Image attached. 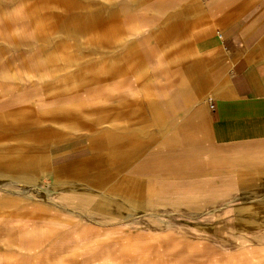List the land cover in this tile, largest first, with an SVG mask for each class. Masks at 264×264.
<instances>
[{"label":"rangeland","instance_id":"1","mask_svg":"<svg viewBox=\"0 0 264 264\" xmlns=\"http://www.w3.org/2000/svg\"><path fill=\"white\" fill-rule=\"evenodd\" d=\"M163 1L0 0V264H264V230L229 237L225 219L210 228L206 213L225 217L249 200L246 179L264 166L223 148L257 142L197 148L177 122L199 93L182 116L154 122L146 143L150 130L113 131L131 115L152 123L145 103L194 76L195 40L229 14L196 5L185 18L193 0ZM263 4L238 0L222 11L234 19ZM163 142L188 167L167 170ZM209 152L213 167L199 169Z\"/></svg>","mask_w":264,"mask_h":264},{"label":"crops","instance_id":"2","mask_svg":"<svg viewBox=\"0 0 264 264\" xmlns=\"http://www.w3.org/2000/svg\"><path fill=\"white\" fill-rule=\"evenodd\" d=\"M237 1L210 0L200 4L199 0H193L192 6L188 5L183 9L182 16L185 18L194 16L196 5L205 15L229 14L220 21L218 30L210 31L195 40L194 54L201 58L193 66L196 70L194 76H191L185 84L181 81L173 90L158 91L159 96L161 94L158 102L149 98V102L145 103L146 109L151 114L152 123L147 118L127 116L124 120L121 119L126 123L119 126L116 124L118 128L115 127L113 130L115 133H123L125 130H150L151 134L150 127L154 122L163 127L167 121L182 116V112L177 111H182L185 105L199 93L201 99L197 100V107L190 110L185 120L179 119L177 122L179 127L182 126V130L195 133L196 147L211 149V146H241L257 142L249 150L233 152L228 146L223 148V152L225 154L230 152L241 164L249 166L256 163L264 166V4L255 10H251L250 7L238 10L236 14L238 17L231 19L235 12L222 10ZM151 7L153 4L146 6L148 10H152ZM204 98L208 100L207 107L203 105ZM210 104H213V107H210ZM152 136L151 134V137L144 142L150 141ZM141 143L142 146L143 139ZM165 144L167 143L161 144L165 150L157 154L164 167L167 170H171L172 165L182 164V169L188 167L185 164L187 157L184 158L178 149H171ZM58 154H54L53 158ZM153 156L146 157L134 167V170H140L143 164L147 165L145 161ZM215 157L217 155L214 156L213 152H209L208 155H204V161L203 155L200 156V161L196 165L199 169H203V164L213 167ZM63 165L65 164L57 165L56 168ZM252 172L256 176L248 177L245 184L249 200L242 201L240 207L233 212L227 209L225 217L219 216L220 209L206 212L210 213V228L219 221L222 222L224 218L225 222L222 223L226 225L229 237L232 235L231 229L234 228L248 229L252 232L264 230V168ZM198 209L195 207V210Z\"/></svg>","mask_w":264,"mask_h":264},{"label":"bare ground","instance_id":"3","mask_svg":"<svg viewBox=\"0 0 264 264\" xmlns=\"http://www.w3.org/2000/svg\"><path fill=\"white\" fill-rule=\"evenodd\" d=\"M139 133H140V132H139ZM26 189H28V188H26ZM19 191H21V190H19ZM114 191H116V194H115V193H110V192L106 193L107 197H108V198H111V197H114V195L117 196V190H114ZM50 198H51V199H54V201H57V200H56L53 196H51V195H50ZM79 203H80V202H79ZM122 203H123V202H122ZM129 203H130V205L133 204L131 201H129ZM80 204H81V203H80ZM88 217L91 218V219H96L95 216H94L93 214L88 215ZM220 228H221V227H220ZM223 229H224V228H223ZM223 229L217 230L218 234H220V235H224L225 230H223Z\"/></svg>","mask_w":264,"mask_h":264},{"label":"built area","instance_id":"4","mask_svg":"<svg viewBox=\"0 0 264 264\" xmlns=\"http://www.w3.org/2000/svg\"><path fill=\"white\" fill-rule=\"evenodd\" d=\"M210 107H213V104H210Z\"/></svg>","mask_w":264,"mask_h":264}]
</instances>
